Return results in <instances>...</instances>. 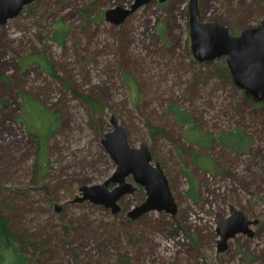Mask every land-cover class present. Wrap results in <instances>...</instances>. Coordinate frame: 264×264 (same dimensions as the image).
<instances>
[{
	"label": "rangeland",
	"instance_id": "374dc122",
	"mask_svg": "<svg viewBox=\"0 0 264 264\" xmlns=\"http://www.w3.org/2000/svg\"><path fill=\"white\" fill-rule=\"evenodd\" d=\"M134 3L38 0L0 25V211L15 231H48L80 219L70 241L89 253L90 261H100L93 250L97 244L90 239L98 233L89 235L83 226H89V232L111 229L112 224L120 227L147 198L130 177L127 182L136 191L120 201L119 215L88 202L74 203L82 196V187L102 185L116 171L102 144L113 131L115 117L132 148L148 146L153 165L162 168L178 205L175 217L154 212L126 222L120 241L132 264H264V102L257 110L242 90L227 84V77L211 73L212 66L192 64L189 0H152L119 27L105 21L106 11L131 9ZM199 8L205 23L224 26L232 36L257 28L264 20V0H199ZM59 19L69 26L65 48L51 39L52 25ZM32 55L52 61L58 76L92 96L104 113L92 114L63 81L39 65L24 68L22 59ZM217 61L227 65L226 58L212 63ZM125 74L139 85L136 105L124 83ZM23 95L60 115L47 166H38L37 138L20 120ZM171 102L190 111L214 134L245 131L252 138L250 149L238 154L218 143L208 151L187 144L182 127L168 112ZM150 126L161 133L154 136ZM193 154L215 160L224 175L195 165ZM47 167L44 177L39 176L37 171ZM186 171L199 183L198 203L187 196ZM56 206L62 211L57 212ZM232 206L259 224L252 227L253 238L238 235L226 252L219 253L217 215L230 216ZM127 234L134 236L132 240ZM11 255L16 262V255Z\"/></svg>",
	"mask_w": 264,
	"mask_h": 264
},
{
	"label": "water",
	"instance_id": "95a60500",
	"mask_svg": "<svg viewBox=\"0 0 264 264\" xmlns=\"http://www.w3.org/2000/svg\"><path fill=\"white\" fill-rule=\"evenodd\" d=\"M38 0H0V25H6ZM152 0H135L131 9L116 7L105 12V21L119 27L141 7ZM166 3L170 0H159ZM190 50L199 63H210L220 58L227 59V68L236 88L249 95L256 103L264 102V20L259 27L232 36L229 30L216 23H205L201 18L199 0H189L188 5ZM113 131L106 134L102 144L116 165V171L102 185L84 186L82 196L74 203L88 202L110 210L114 216L121 212L120 201L135 193V187L127 182L132 177L136 185L146 191L147 198L133 208L128 216L138 221L150 213H165L172 217L178 214V205L170 189L167 176L159 165H153L152 155L146 144L134 149L128 142L125 129L117 118H111ZM110 186H113L110 189ZM62 206H56L57 212ZM218 252L224 253L230 240L238 235L253 238L252 227L258 220H249L243 212L230 208V216L217 215Z\"/></svg>",
	"mask_w": 264,
	"mask_h": 264
},
{
	"label": "trees",
	"instance_id": "16d2710c",
	"mask_svg": "<svg viewBox=\"0 0 264 264\" xmlns=\"http://www.w3.org/2000/svg\"><path fill=\"white\" fill-rule=\"evenodd\" d=\"M87 16V9L83 11ZM53 34L52 41L62 48L67 45V38L69 34V26L64 23L62 19L55 21L52 25ZM191 57V62L194 66L207 68L212 66L209 70L213 74H220V76L227 77V84H230L234 88V83L226 63L220 64V61L215 63H199ZM24 68L31 65H39L49 75L63 81L65 88L73 95V97L83 102L92 114H103L104 108L90 95L77 91L72 88L70 83L66 80H62L55 70V66L52 61L46 59L44 56H28L22 59ZM124 83L131 93L134 105L137 104L139 95V85L130 76L125 74ZM237 90V89H236ZM246 98L253 100L245 92H242ZM24 106L22 109L21 122L25 124L29 133H32L37 138V145L39 148L37 164H48V153L50 149V140L55 132L60 128V115L57 112L51 113L41 103L36 100L29 99L23 95ZM256 109L261 107V104L256 103L254 100ZM7 106V105H5ZM168 112L175 118L178 125L182 127V133L187 144L191 146H197L202 150H212L216 143L219 145L234 151L238 154L246 153L251 145L252 138L242 130L231 129L225 132L214 134L211 131L205 130L195 116L186 109L182 108L175 102H171L167 106ZM151 133L156 136L161 133L160 129L150 126ZM193 163L202 168L207 173H217L224 175L221 169L218 167L215 160L204 156L202 154H193ZM48 167L41 168L39 176L44 177ZM36 172V173H37ZM189 183V191L187 196L195 203L199 202L200 189L199 183L196 182L191 175L190 171L184 173ZM61 214H57L60 217ZM60 221V219H58ZM128 224H132V220L127 219ZM122 224L120 227L116 224L109 227H100L97 232L92 229L93 232H89V226H83L84 232L92 235V233H98L97 237L91 236L93 244H97L93 250L97 251L101 256V260L97 263L90 261V254L84 252L78 245L73 244L70 240L77 235V226L80 225L81 220H75L70 222L69 225L63 224L58 226L56 224L50 230L46 231H34L28 232L27 230L15 231L11 220L1 213L0 211V264H132L131 257L124 250V244L120 241V231L122 228L127 227V223ZM84 222H82V225ZM81 227V226H80ZM94 228V227H92ZM104 229V230H103ZM105 233H110L111 236H105ZM126 233V230L123 231ZM134 236L128 235L127 238L132 240ZM92 248V247H91ZM16 255L17 261L14 262L12 255ZM83 254V258L81 256ZM46 260V263H44Z\"/></svg>",
	"mask_w": 264,
	"mask_h": 264
}]
</instances>
